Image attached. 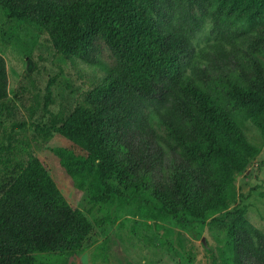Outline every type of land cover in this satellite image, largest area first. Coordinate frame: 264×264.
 I'll use <instances>...</instances> for the list:
<instances>
[{"label": "trees", "instance_id": "1", "mask_svg": "<svg viewBox=\"0 0 264 264\" xmlns=\"http://www.w3.org/2000/svg\"><path fill=\"white\" fill-rule=\"evenodd\" d=\"M10 17L50 34L66 57L90 58L97 30L124 70L105 75L66 123L51 166L29 161L0 184V264H34L41 253H79L99 237L95 224L71 206L51 175H98L106 201L119 188L149 186L161 209L185 225L235 202L231 187L258 148L240 116L264 132V0H0ZM213 21L215 39L196 47ZM48 86L46 105L49 103ZM8 95L0 53V100ZM151 110L176 143L160 133ZM179 146V147H178ZM167 149L177 154L166 163ZM158 167L162 173L150 180ZM225 224L230 264H264V233L245 220L246 207ZM215 264V262L213 263Z\"/></svg>", "mask_w": 264, "mask_h": 264}, {"label": "rangeland", "instance_id": "2", "mask_svg": "<svg viewBox=\"0 0 264 264\" xmlns=\"http://www.w3.org/2000/svg\"><path fill=\"white\" fill-rule=\"evenodd\" d=\"M217 0H212L215 3ZM194 14L203 26L194 38L196 47L215 39L213 21L197 7ZM0 53L6 60L8 95L0 100V184L29 161L40 158L49 167L54 149L64 144L55 126L67 122L86 103L88 95L105 75L101 65L124 70L101 34L90 37L93 62L66 57L54 47L49 33L34 24L10 17L0 6ZM48 86L51 91L46 105ZM156 129L177 140L151 110ZM240 126L257 148L247 168L236 175L231 187L235 202L212 215L181 224L161 209L149 186H127L116 176L106 179L119 192L108 200L99 198L104 187L98 175H73L51 168V175L67 202L85 213L99 237L79 253L38 254L34 264H230L225 224L246 207L245 220L264 233V132L250 119L240 116ZM179 147V146H178ZM177 154L167 149L166 163ZM158 167L149 175L157 180Z\"/></svg>", "mask_w": 264, "mask_h": 264}]
</instances>
